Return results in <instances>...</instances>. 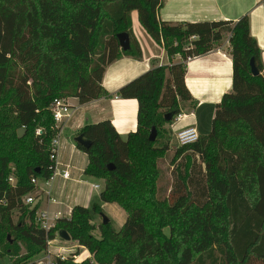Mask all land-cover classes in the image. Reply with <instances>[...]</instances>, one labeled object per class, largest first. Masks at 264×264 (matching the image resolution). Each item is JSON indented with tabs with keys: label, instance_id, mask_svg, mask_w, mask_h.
<instances>
[{
	"label": "trees",
	"instance_id": "1",
	"mask_svg": "<svg viewBox=\"0 0 264 264\" xmlns=\"http://www.w3.org/2000/svg\"><path fill=\"white\" fill-rule=\"evenodd\" d=\"M163 5L164 0H0V258L30 264L66 230L92 257L76 261L77 251L53 264H264V61L250 16L174 23L160 18ZM135 10L171 63L154 66L116 92L137 99L136 131L123 138L105 119L78 131L92 141L90 148L76 144L88 155L85 173L105 180L101 200L121 206L127 219L118 231L112 222L97 225L92 210L101 213V206L78 204L44 230L35 219L39 206L24 197L38 190L33 178L47 180L54 170L51 105L60 97L84 104L109 96L103 86L107 67L125 56L143 57L133 32ZM122 32L129 36L128 48L120 43ZM226 35L233 90L216 105L211 132L175 149L171 162L179 191L162 197L160 162L171 152L167 125L193 99L185 83L187 61L219 48ZM177 54L181 59L174 62ZM153 127L157 137L151 141ZM195 178L202 189L190 186Z\"/></svg>",
	"mask_w": 264,
	"mask_h": 264
},
{
	"label": "crops",
	"instance_id": "2",
	"mask_svg": "<svg viewBox=\"0 0 264 264\" xmlns=\"http://www.w3.org/2000/svg\"><path fill=\"white\" fill-rule=\"evenodd\" d=\"M245 14L250 16L251 34L257 39L262 49L264 61V0H164V5L159 11L162 20L174 23L220 19L236 21ZM132 26L143 57L136 59L125 56L107 67L103 86L109 92V96L84 104H81L75 97L70 98L75 107L74 115L61 126L59 155L62 163L71 164V160L73 162L71 164L73 170L70 169L71 179L65 180L57 177L47 187L51 195L57 199V203H48L44 198L45 192H42L39 206L44 200L43 207L50 208L51 211L64 210L68 213L78 204L89 208L98 204L102 210L106 206L107 203L101 200L103 185L100 182L102 180L97 181L98 178L85 173L89 159L88 155L76 146L75 138L78 131L86 124L97 123L105 119L111 120L123 138L136 131L138 126L137 99L121 98L116 95V92L120 87L154 66L171 63L164 47L158 44L141 25L136 10L132 12ZM227 43H229L228 40ZM227 43L224 42L219 48L187 61L185 83L193 99L184 103L182 118L167 125L175 138L176 132L186 126L197 127L201 136L211 132V122L216 105L221 101L224 93L233 90V61ZM180 59L181 55L177 54L173 61L178 62ZM170 145L172 148L171 142ZM94 184H100L101 187L93 190ZM47 188L41 187V190L46 191ZM53 242V245L45 251L47 259L59 250L67 251L68 244L77 243L59 237ZM90 256L88 253L85 258Z\"/></svg>",
	"mask_w": 264,
	"mask_h": 264
},
{
	"label": "built area",
	"instance_id": "3",
	"mask_svg": "<svg viewBox=\"0 0 264 264\" xmlns=\"http://www.w3.org/2000/svg\"><path fill=\"white\" fill-rule=\"evenodd\" d=\"M70 98L71 97L57 98L54 100V102L51 105V111L55 120V136L51 142L50 159L54 163V170L50 178L44 180L46 181L48 186L51 185L57 177H61L65 180L71 179L70 169L72 168V165L70 163L68 164L62 163L59 155L60 147H61V140H60L61 126L64 123H66V121L70 120L74 115L75 107L71 103ZM181 118H182V114H179L178 116H176L175 120H180ZM40 132L41 131L38 130V133ZM200 136L201 135L199 133V130L195 126H186L176 132V140L178 141L179 146L195 143L199 140ZM9 180L10 182H14L13 177H10ZM32 183L38 187L37 190L38 193L37 194L30 193L26 195L24 197V202L26 204H30L32 206H36V205L39 206L40 199L42 198H40L41 196H37V195H42V192H45L44 198L48 201V203H57V199L51 195L50 189H47L46 191H42V190L40 191L41 189L40 179L33 178ZM100 187H101L100 184H94L93 190L99 189ZM71 211L72 209H70V214ZM63 217H67V216L63 214L62 210L51 211L50 208H43L39 206L36 212L35 219H36V223L42 229L49 230L56 225V222L59 218H63ZM54 240H50L48 242L49 247L53 245ZM55 255L56 257L63 260L67 258V256L64 254L62 250H59L57 253H55ZM51 257L52 256H49L48 259L50 263L53 264V262L50 260Z\"/></svg>",
	"mask_w": 264,
	"mask_h": 264
},
{
	"label": "rangeland",
	"instance_id": "4",
	"mask_svg": "<svg viewBox=\"0 0 264 264\" xmlns=\"http://www.w3.org/2000/svg\"><path fill=\"white\" fill-rule=\"evenodd\" d=\"M228 37L229 36L226 35L223 43L224 42L227 43ZM227 45L230 49V43H227ZM211 124H212V122H211ZM211 129H212V127H211ZM38 130H40V128L37 129V133H38ZM170 132H171V129H170ZM170 142L172 143V146H173L171 148V152H170V154H168V156L164 160H161V162H160V167L162 169V175H161V178L159 180V189H160L159 193L161 194L162 197L169 196L171 193H173L175 191L176 192L179 191L178 189H179L180 179L178 177L177 171L175 170V166L171 162V159H172V156L175 152V149L177 148V146H179V144H178V141L176 140L175 136L172 134V132H171V136H170ZM198 161L200 162V159H198ZM71 164H73L72 160H71ZM14 167H15L14 164H12V168H14ZM71 170H73V169L71 168ZM13 177H14V182H12V183H15L16 178H15V176H13ZM198 178L201 180V175H199ZM198 178H195L197 181L196 183H190V186L193 189H202V187H203L202 181H200ZM98 180H102V182H100V184L103 185V189H104L105 180L102 178H98L97 181ZM40 185H41L40 188L41 187H45V188L48 187V184L44 180H40ZM40 191H41V189H40ZM37 193L38 192L36 190L33 194H37ZM43 201L40 203V206H42V207L44 205ZM43 208H46V207H43ZM62 211H63V214L66 215L67 217L70 216V213H68V211L67 212L64 210H62ZM102 213L106 214L111 219L112 226L117 231L121 229L122 225L125 223V221L127 219V212L121 206H119L116 203H107L101 213H96L92 210L93 222L96 223L97 225L102 222V216H101ZM16 219H17V217H16ZM94 233L96 235H100L98 230H96ZM78 245L79 244H77V243L76 244H74V243L68 244L69 249L67 251H65L64 254L68 257V255H71L72 253H75L78 251L79 255H77L75 257V259L76 260L78 259V261H81V259L82 260L85 259V256L88 255L89 251H87V249L85 247H82L80 245L78 246ZM82 253H84V254H82ZM91 257H92V255L90 256V258ZM55 258H56V255L53 254L52 257L50 258V260L53 262L55 260ZM0 264H12V260L8 256L4 257V258H0ZM30 264H51V263H50L49 259L46 258V253L42 252L39 255H37L36 257H34L31 260Z\"/></svg>",
	"mask_w": 264,
	"mask_h": 264
},
{
	"label": "water",
	"instance_id": "5",
	"mask_svg": "<svg viewBox=\"0 0 264 264\" xmlns=\"http://www.w3.org/2000/svg\"><path fill=\"white\" fill-rule=\"evenodd\" d=\"M118 36L120 38V43H121L122 47L128 48L129 47V36H128V34L125 32H122ZM250 65H251V70H252V73L254 76H258L261 74V71L258 68L254 58L251 59ZM24 133H25L24 128H20L18 130V135L20 137H22L24 135ZM156 137H157V129H156V127H153L149 138L151 141H154L156 139ZM75 142H76V144H80L81 146H83L86 149L90 148V146L92 145V141L90 139L85 138L83 136V134L77 135V137L75 138ZM108 167H109V169H114V166L112 164H109ZM101 216H102V222L103 223L111 222V219L106 214L102 213ZM59 236L63 240H67V241L71 240V235L66 230H62L61 232H59ZM8 238H10V236H8Z\"/></svg>",
	"mask_w": 264,
	"mask_h": 264
}]
</instances>
